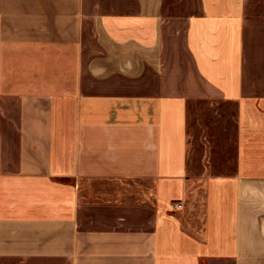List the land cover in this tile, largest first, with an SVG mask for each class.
Here are the masks:
<instances>
[{
    "label": "crops",
    "instance_id": "obj_1",
    "mask_svg": "<svg viewBox=\"0 0 264 264\" xmlns=\"http://www.w3.org/2000/svg\"><path fill=\"white\" fill-rule=\"evenodd\" d=\"M0 264H264V0H0Z\"/></svg>",
    "mask_w": 264,
    "mask_h": 264
},
{
    "label": "rangeland",
    "instance_id": "obj_2",
    "mask_svg": "<svg viewBox=\"0 0 264 264\" xmlns=\"http://www.w3.org/2000/svg\"><path fill=\"white\" fill-rule=\"evenodd\" d=\"M188 133L190 138V164L198 165L194 162L199 159V148L197 143L201 142L204 135H211L213 132L219 131L217 123L225 126V122L221 121L216 114L221 112L231 113L232 109L225 104L218 101L211 103H190L188 105ZM224 117L223 119H225ZM230 123L229 134H232L234 127V119L232 116L228 117ZM205 139H203L204 141ZM196 149V151H195ZM199 166V165H198ZM197 170L196 168H193ZM201 179H191L187 186V199H186V214L184 215V223L190 227H198L201 230L203 223L204 213V184L200 181ZM199 230V233H200Z\"/></svg>",
    "mask_w": 264,
    "mask_h": 264
},
{
    "label": "built area",
    "instance_id": "obj_3",
    "mask_svg": "<svg viewBox=\"0 0 264 264\" xmlns=\"http://www.w3.org/2000/svg\"><path fill=\"white\" fill-rule=\"evenodd\" d=\"M173 205H174V207H179L180 206V204L178 202H175Z\"/></svg>",
    "mask_w": 264,
    "mask_h": 264
}]
</instances>
